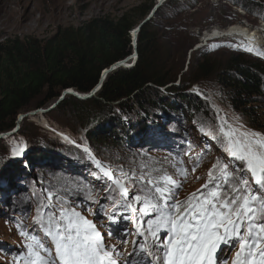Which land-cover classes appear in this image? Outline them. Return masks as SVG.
Instances as JSON below:
<instances>
[{
    "label": "rangeland",
    "instance_id": "rangeland-1",
    "mask_svg": "<svg viewBox=\"0 0 264 264\" xmlns=\"http://www.w3.org/2000/svg\"><path fill=\"white\" fill-rule=\"evenodd\" d=\"M149 1L0 0V43L16 37L47 39L59 28L79 27L98 17L118 19L125 12L143 3L148 4ZM156 23L164 27L162 34L165 44L173 41L180 30L183 35L191 37L194 41L192 48L186 51L183 69L177 75V83L188 72L192 58L205 49L218 51L217 58L223 56L228 50L227 47H233L236 51L249 52L264 59V21L249 16L243 8L229 2L205 0L188 11L180 4L172 5L166 7ZM235 25L250 29L259 38V48L256 52L244 41L231 39L217 40L203 47L200 44L193 52L194 47L200 43L201 36L203 41L205 40L203 33L207 30H223ZM193 87H197L196 91L204 96L198 85ZM193 87L189 90L191 93H194ZM203 87L210 99L205 96L202 98L196 92L195 94L207 102L208 108L191 119L186 118L184 113L170 112L152 105L145 106L136 116L156 115V127L148 124L144 132L133 138L134 144L123 150L98 144L91 145L87 141L89 129L84 120L87 116L85 111L83 116L78 112L55 111L29 118L24 126L35 136V143H19L11 149L0 150V169L17 167L13 171L12 180L0 181V264H20L21 258L27 257L24 246L31 243L34 250H39L35 247L38 241L50 246L54 253L50 237H45L40 225L36 223L37 220L43 224L49 223V207L56 216H59L61 211L71 215L74 209L85 219L95 223L97 230L104 237L105 246L120 250L124 259L120 261L115 255L113 258L118 259V264H126L130 258L129 254L134 252V242L141 238L130 234L127 236V244H124L122 239L115 238L123 232L125 225L129 233L136 231V226L131 220L123 219L113 226V236L109 238L107 226L110 221L107 216L116 207L112 200H105L109 190L116 197L118 205L121 202V186L128 189V202L137 209L131 213L133 217L140 216L144 203L157 202L159 194L155 192V188H169L170 179L181 184L177 199L187 202L194 194L199 196L207 192L204 185L208 184L210 174L213 178L218 177L228 159L222 147L205 137L204 133L222 135V122L226 124L225 130L255 132L230 108L223 89L214 78L204 80ZM163 94L171 93L164 91ZM138 117L135 121H139ZM134 125L138 126V123ZM228 125H231V129ZM257 134L258 139L264 138V135ZM85 148L88 149L87 152L84 151ZM13 149H23L22 155L13 158ZM40 149H44L49 157L32 164L30 154ZM97 163L110 171L111 181L103 177L101 171L96 168ZM181 168L186 170V177L178 174ZM97 176L100 179H97ZM141 180L144 191L140 193L141 202L137 203L133 199V192L138 191L136 185L140 184ZM249 184L255 190L251 178ZM106 186L109 190H106ZM98 211L103 215H98ZM129 212L130 210H122L121 215H127ZM259 214L258 212V216ZM20 232H27L29 235L24 237ZM150 242L149 239L148 243Z\"/></svg>",
    "mask_w": 264,
    "mask_h": 264
},
{
    "label": "trees",
    "instance_id": "trees-1",
    "mask_svg": "<svg viewBox=\"0 0 264 264\" xmlns=\"http://www.w3.org/2000/svg\"><path fill=\"white\" fill-rule=\"evenodd\" d=\"M156 1L143 3L118 19L98 17L79 27L59 28L47 39L16 37L1 42L0 133L13 130L19 115L48 107L64 90L91 92L105 69L133 55L131 33L149 16ZM203 1H168L142 27L137 43L138 60L133 68H120L108 75L95 97L88 100L66 97L51 112L72 111L80 116L87 112L84 119L89 129L87 141L91 145L123 150L134 144L133 138L144 132L148 124L156 127V115L136 116L145 106L184 113L191 119L208 105L189 90L198 85L206 99H210L203 81L214 78L223 89L230 108L250 130L264 135V59L233 47H227L223 56L217 58L218 51L205 49L192 58L188 72L178 83L176 81L183 69L186 51L192 48L194 41L180 30L173 41L163 43L164 27L156 20L166 7L180 4L188 11ZM223 1L264 21L263 0ZM170 84L172 86L166 90L160 89ZM164 91L171 94L165 95ZM137 117L141 122L135 121ZM28 120L24 119L18 135L0 140V150L11 149L19 143H35V136L24 126ZM224 126L227 128L226 124ZM47 154L40 149L29 158L33 164L49 157ZM16 168L0 169V181L12 180Z\"/></svg>",
    "mask_w": 264,
    "mask_h": 264
},
{
    "label": "snow or ice",
    "instance_id": "snow-or-ice-1",
    "mask_svg": "<svg viewBox=\"0 0 264 264\" xmlns=\"http://www.w3.org/2000/svg\"><path fill=\"white\" fill-rule=\"evenodd\" d=\"M220 133L219 136L212 132L204 135L222 147L227 163L218 177L210 174L208 184L204 185L206 193L194 194L187 202L177 199L181 184L170 179L169 188H155L159 194L157 202L144 203L140 216L133 217L131 213L137 209L128 202V189L121 186V202L117 205L116 197L106 186L109 195L105 200H112L116 205L107 216L109 238L113 236V226L121 219L131 220L136 231L129 233L125 225L123 232L115 237L117 240L127 244L130 234L141 238L134 242V252L129 254L126 264H264V138L258 139L259 134L255 132L225 130L224 122ZM22 152L23 149H13L11 155L17 158ZM96 168L104 178L112 180L109 170L99 163ZM178 174L186 177V170L181 168ZM136 188L133 199L140 203V193L144 191L142 180ZM122 210L130 212L122 216ZM47 214L48 224L40 220L36 223L44 236L50 237L54 253L42 241L35 246L39 250H34V245L29 243L24 246L27 257H22L20 264H118L114 255L123 261L120 250L106 247L96 224L80 212L73 209L71 215L61 211L56 216L49 207ZM97 214L103 215L99 211ZM20 235L27 237L29 233L20 232Z\"/></svg>",
    "mask_w": 264,
    "mask_h": 264
},
{
    "label": "water",
    "instance_id": "water-1",
    "mask_svg": "<svg viewBox=\"0 0 264 264\" xmlns=\"http://www.w3.org/2000/svg\"><path fill=\"white\" fill-rule=\"evenodd\" d=\"M168 1H170V0H157L156 1V4L154 5L153 9L151 10L149 16L139 26H137L131 33V35H132V46L136 45V50L133 47V55L129 56L128 58H126L125 60H123L121 62H118V63L112 65L110 68L105 69L103 71L101 77H100V80H99L98 84L94 87V89L91 92H89L88 94H82V93H79V92L75 91L74 89L64 90L61 93L60 97L58 99H56L54 102H52L48 107L43 108V109H37V110H34V111L27 112L25 114L19 115L18 120L16 122L15 128L13 130L9 131V132L0 133V140L6 139V138H10L11 136L16 135L19 132V130L21 128V124L24 121V119H29L31 117H37V116H43L44 114L50 113L51 111L55 110L60 105V103L62 101H64V99L66 97H73V98L78 99V100H88V99H91V98L95 97V95L102 88V86H103L104 82L106 81L108 75H110L111 73H113L116 70L120 69L121 67L122 68H127V69L133 68L136 65L137 60H138L137 43H138V36H139V33H140L142 27L147 22L151 21L155 17L157 11L164 4H166ZM248 54H250L252 56H255V57H258V58H262L259 55H254V54H251L249 52H248ZM133 56H137L135 64L130 66V67L129 66L127 67V62H129L131 59H133ZM149 85H151V84H149ZM149 85H146V86H149ZM175 85H177V84H175ZM171 86H172V84L168 85L167 87L160 88V89L161 90H166V88H169ZM136 93H134L131 97H133ZM115 104H117V103H115Z\"/></svg>",
    "mask_w": 264,
    "mask_h": 264
},
{
    "label": "bare ground",
    "instance_id": "bare-ground-1",
    "mask_svg": "<svg viewBox=\"0 0 264 264\" xmlns=\"http://www.w3.org/2000/svg\"><path fill=\"white\" fill-rule=\"evenodd\" d=\"M204 39L207 42L218 40V39L241 40L247 43L251 47L250 49L254 52H256L259 48V40H258L259 38L255 35L254 32H251L250 29L242 25L230 26L229 28L225 30L216 29V30L207 32L205 33ZM208 44H204V45L201 44L200 46L203 47V46H207ZM136 58L137 56H133V59L127 62V67L134 65L136 62ZM194 90L196 91L197 88H195Z\"/></svg>",
    "mask_w": 264,
    "mask_h": 264
},
{
    "label": "built area",
    "instance_id": "built-area-1",
    "mask_svg": "<svg viewBox=\"0 0 264 264\" xmlns=\"http://www.w3.org/2000/svg\"><path fill=\"white\" fill-rule=\"evenodd\" d=\"M223 30H225V29H223ZM207 31H209V30H207ZM207 31H206V32H207ZM206 32H204V33H203V35H205V33H206ZM218 40H221V39H218ZM214 41H217V40H214ZM214 41H210V42H209V41L207 42V41H205V40L203 41V38H202V36H201L200 43H199V44H197V45L194 47V50H193V52H195V51H196V48H197V47H198L200 44H208V43H213Z\"/></svg>",
    "mask_w": 264,
    "mask_h": 264
}]
</instances>
